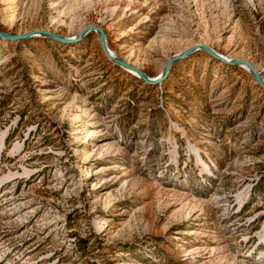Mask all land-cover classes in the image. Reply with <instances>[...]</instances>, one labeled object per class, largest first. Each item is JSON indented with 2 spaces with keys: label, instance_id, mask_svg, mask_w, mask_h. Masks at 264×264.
Instances as JSON below:
<instances>
[{
  "label": "rangeland",
  "instance_id": "obj_1",
  "mask_svg": "<svg viewBox=\"0 0 264 264\" xmlns=\"http://www.w3.org/2000/svg\"><path fill=\"white\" fill-rule=\"evenodd\" d=\"M156 79L203 44L264 80V0H0ZM0 264H264V89L198 50L151 85L79 41L0 38Z\"/></svg>",
  "mask_w": 264,
  "mask_h": 264
},
{
  "label": "water",
  "instance_id": "obj_2",
  "mask_svg": "<svg viewBox=\"0 0 264 264\" xmlns=\"http://www.w3.org/2000/svg\"><path fill=\"white\" fill-rule=\"evenodd\" d=\"M90 31H95L98 34L100 44H101L102 49H103L105 55L107 56V58H109L111 61L119 64L120 66L127 69L128 71L136 73L140 79H142L144 82H146L148 84L154 85V84L161 82L168 75V73L171 69V65L174 62H176L180 59H184L187 56H189L190 54H192L198 50H203L206 53H208L209 55H211L213 58H215V59H217V60H219L225 64L247 66L250 70V73L255 78L256 82L264 89L263 78L261 77V75L255 70V68L249 62L243 61V60H237V59L228 60L225 57H223L222 55H220L217 52H215L214 50H212L210 47L203 45V44H199V45L190 47L189 49H186L185 51L169 58L167 64L164 67L162 75L156 79H151V78H148L139 69L132 67L131 65L122 61L120 58L115 57L110 51V48L107 44L104 32L95 26L86 27L78 36L71 37V38L61 37L59 35H56V34H53V33L47 32V31H42V30H36V31L29 32V33H25V34L16 35V34H10V33L4 32L0 29V38L7 40V41H17V40L28 39V38H31L33 36H43V37H47L49 39H52V40H55L58 42L72 43V42H76V41L81 40L83 38V36Z\"/></svg>",
  "mask_w": 264,
  "mask_h": 264
},
{
  "label": "bare ground",
  "instance_id": "obj_3",
  "mask_svg": "<svg viewBox=\"0 0 264 264\" xmlns=\"http://www.w3.org/2000/svg\"><path fill=\"white\" fill-rule=\"evenodd\" d=\"M213 50V49H212ZM114 56H115V54H114ZM116 57V56H115ZM224 57V56H223ZM226 59H228V60H231L229 57H225ZM243 67L245 68V69H247V71L248 72H250V70H249V68L247 67V66H245V65H243ZM132 73H134V72H132ZM136 74V73H135ZM137 75V74H136Z\"/></svg>",
  "mask_w": 264,
  "mask_h": 264
}]
</instances>
